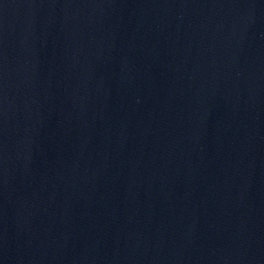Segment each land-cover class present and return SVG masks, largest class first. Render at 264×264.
I'll use <instances>...</instances> for the list:
<instances>
[{"label":"water","instance_id":"obj_1","mask_svg":"<svg viewBox=\"0 0 264 264\" xmlns=\"http://www.w3.org/2000/svg\"><path fill=\"white\" fill-rule=\"evenodd\" d=\"M0 264H264V0H0Z\"/></svg>","mask_w":264,"mask_h":264}]
</instances>
